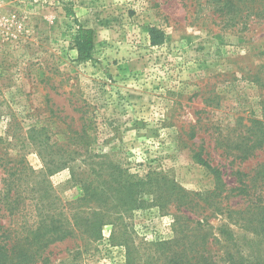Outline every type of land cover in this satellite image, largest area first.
<instances>
[{"label":"rangeland","instance_id":"374dc122","mask_svg":"<svg viewBox=\"0 0 264 264\" xmlns=\"http://www.w3.org/2000/svg\"><path fill=\"white\" fill-rule=\"evenodd\" d=\"M207 1L0 0V137L10 143L2 154L26 153L41 171L35 133L72 154L85 129L94 157L74 156L77 173L157 172L194 201L181 213L154 194L133 209L114 196L84 201L70 169L60 170L47 179L60 218L76 228L48 248L51 264H164L158 243L194 239L183 214L191 227L207 216L218 264H264L262 210L252 208L264 207V1L241 2L235 23ZM79 25L94 30L87 60L74 45ZM196 153L227 190L243 180L256 194L211 196L218 176ZM4 176L0 168V188ZM33 202L18 220L0 210V224H33Z\"/></svg>","mask_w":264,"mask_h":264},{"label":"trees","instance_id":"16d2710c","mask_svg":"<svg viewBox=\"0 0 264 264\" xmlns=\"http://www.w3.org/2000/svg\"><path fill=\"white\" fill-rule=\"evenodd\" d=\"M246 0H208V3L214 4L216 12L220 15H225L227 22L235 23L236 19L241 15V2ZM257 0H250L254 3ZM264 1V0H263ZM152 37V44L160 43L161 34L156 28L150 30ZM78 56L82 60H87L91 57L95 49L94 30L85 28L82 25L78 26L74 41ZM37 131L36 129L31 132ZM41 135V131H39ZM86 130L83 129L81 134L75 139V150L65 151L61 153L58 148L60 145L54 142H48L50 139H41L35 133L32 137L33 145L37 148L38 154L47 159V165L41 171L34 170L27 161L26 153L12 154L5 152L2 154L1 150H6L10 143L4 138L0 137V168L4 172L2 179V187L0 188V210H4L11 218L21 216L28 207L27 199L33 200L32 204L35 211V220L33 224H28L19 227H11L10 225L0 224V264H51L50 259L45 255L48 248L57 242H62L68 237H71L72 231L76 228H70L71 223L63 221L60 218L61 212H57V203L55 202L54 186L47 178L54 173L66 168L70 169L71 178L70 183H73L80 190L81 200L87 201L97 199V202L102 201L106 196H114L128 206L130 209L138 207L144 200V195L154 194L156 199H168L176 206V213L190 210V205L194 201L190 200L191 194L180 188L172 179L163 174L152 172L146 174L144 177H139L129 174L127 171L118 166H114L106 177H102V170H92L91 174L82 171L77 173L76 158L74 156H87L92 152L89 149L90 142L86 136ZM1 147H3L1 149ZM77 149L85 150L79 153ZM94 157V155H90ZM88 157V158H91ZM195 158L203 166L207 167L218 176V187L210 194L214 198L222 197L223 193L230 191V193L238 192L240 196L250 197L256 194L252 191L250 185L245 184L243 180L240 186L232 190H227L226 184L222 179V172L211 165L205 159L202 153H196ZM44 159V158H43ZM238 175H243L238 172ZM102 181V182H101ZM165 182V184H161ZM167 188L169 194L161 191L162 188ZM256 186H254L255 188ZM140 202V203H139ZM218 205V203H217ZM217 209L220 211L219 206ZM260 207L262 210V222H264V207L258 205V201L254 203V207ZM184 207V208H183ZM205 210V208L203 209ZM252 210V209H251ZM247 211V210H246ZM232 214V212H230ZM241 213V212H239ZM183 218L190 224V218L182 215ZM207 216L201 219L194 220L195 226L191 227L187 224V230H194V239L176 238L174 241L168 243H158L157 247L165 251L164 264H218L223 259L218 253H214L210 246L209 240H206L205 225H207ZM192 220V221H193ZM102 227V222L97 224ZM76 226V225H75ZM220 229V234L224 236H231L224 234ZM100 231V230H98ZM231 234V233H230ZM227 240V239H226ZM237 256L240 255L238 251ZM234 254V255H235ZM229 257V258H228ZM228 260L233 261L235 256L232 253L227 254ZM243 258L240 257V260Z\"/></svg>","mask_w":264,"mask_h":264}]
</instances>
